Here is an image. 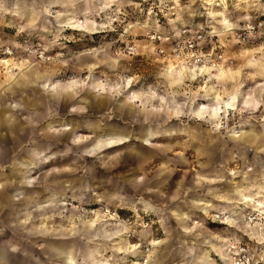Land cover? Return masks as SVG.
<instances>
[{
    "label": "clouds",
    "instance_id": "1",
    "mask_svg": "<svg viewBox=\"0 0 264 264\" xmlns=\"http://www.w3.org/2000/svg\"><path fill=\"white\" fill-rule=\"evenodd\" d=\"M0 264H264V0H0Z\"/></svg>",
    "mask_w": 264,
    "mask_h": 264
},
{
    "label": "rangeland",
    "instance_id": "2",
    "mask_svg": "<svg viewBox=\"0 0 264 264\" xmlns=\"http://www.w3.org/2000/svg\"><path fill=\"white\" fill-rule=\"evenodd\" d=\"M145 7L147 8V6H145ZM194 167H195V165H193V168H194ZM191 171H192L191 168H189V167H184V168L181 170V176H180V178L178 179L177 184H178V185L181 184L186 176H190V175H191Z\"/></svg>",
    "mask_w": 264,
    "mask_h": 264
}]
</instances>
